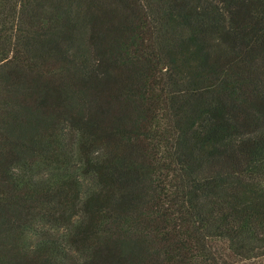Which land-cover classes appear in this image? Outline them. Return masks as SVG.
<instances>
[{"label": "trees", "instance_id": "trees-1", "mask_svg": "<svg viewBox=\"0 0 264 264\" xmlns=\"http://www.w3.org/2000/svg\"><path fill=\"white\" fill-rule=\"evenodd\" d=\"M0 264H264V0H0Z\"/></svg>", "mask_w": 264, "mask_h": 264}]
</instances>
